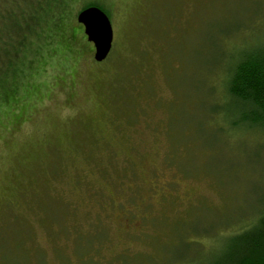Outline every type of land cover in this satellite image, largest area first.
<instances>
[{
	"label": "rangeland",
	"instance_id": "rangeland-1",
	"mask_svg": "<svg viewBox=\"0 0 264 264\" xmlns=\"http://www.w3.org/2000/svg\"><path fill=\"white\" fill-rule=\"evenodd\" d=\"M85 1L108 57L81 9L0 102V264H221L264 210V130L226 90L264 0Z\"/></svg>",
	"mask_w": 264,
	"mask_h": 264
},
{
	"label": "trees",
	"instance_id": "trees-1",
	"mask_svg": "<svg viewBox=\"0 0 264 264\" xmlns=\"http://www.w3.org/2000/svg\"><path fill=\"white\" fill-rule=\"evenodd\" d=\"M77 1L0 0V102L20 73L33 64L39 43H47L54 30L79 10L98 7L95 2L79 5ZM226 90L239 117L234 125L264 130V47L241 56ZM221 264H264V210L251 229L233 237Z\"/></svg>",
	"mask_w": 264,
	"mask_h": 264
},
{
	"label": "water",
	"instance_id": "water-1",
	"mask_svg": "<svg viewBox=\"0 0 264 264\" xmlns=\"http://www.w3.org/2000/svg\"><path fill=\"white\" fill-rule=\"evenodd\" d=\"M76 21L83 27L86 40L94 47V61L103 62L108 57L113 42L109 18L99 8L88 7L77 14Z\"/></svg>",
	"mask_w": 264,
	"mask_h": 264
}]
</instances>
